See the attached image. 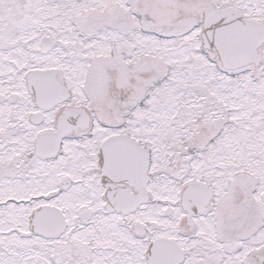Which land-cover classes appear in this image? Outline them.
<instances>
[{
  "label": "snow or ice",
  "instance_id": "obj_1",
  "mask_svg": "<svg viewBox=\"0 0 264 264\" xmlns=\"http://www.w3.org/2000/svg\"><path fill=\"white\" fill-rule=\"evenodd\" d=\"M0 264H264V0H0Z\"/></svg>",
  "mask_w": 264,
  "mask_h": 264
}]
</instances>
